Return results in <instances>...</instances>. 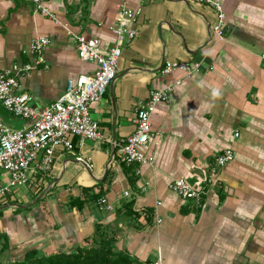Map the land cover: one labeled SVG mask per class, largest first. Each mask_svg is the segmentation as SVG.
<instances>
[{
  "label": "crops",
  "instance_id": "0c3cea01",
  "mask_svg": "<svg viewBox=\"0 0 264 264\" xmlns=\"http://www.w3.org/2000/svg\"><path fill=\"white\" fill-rule=\"evenodd\" d=\"M216 1L226 14L222 39L212 35L215 14L209 4L126 0L141 9L133 23L137 34L122 46L102 98L89 105L102 137L81 144L73 138V149L56 150L45 185L58 180L40 204L0 210V230L10 243L7 259L31 248L47 255L70 251L90 242L99 228L115 237L132 264H150L159 255L165 264H264V0ZM41 2L55 18L32 0H0V69L32 62L31 39L50 38L44 61L19 76L18 90L31 94L39 108L64 92L69 79L95 70L94 62L78 57L74 35L98 37L103 48L112 45L121 0ZM166 59L201 61V67L189 79L180 71L162 74ZM180 78L151 117L147 149L153 163L125 164L118 147L135 129L136 107L150 90ZM0 118L13 128L27 125L1 103ZM225 149L233 151V159L217 169L213 184L204 183ZM173 178L205 187L199 210L169 189ZM33 193L25 186L0 195V201L26 203ZM93 193L99 196L74 205V199ZM100 196L113 210L98 206Z\"/></svg>",
  "mask_w": 264,
  "mask_h": 264
},
{
  "label": "built area",
  "instance_id": "2783aa9c",
  "mask_svg": "<svg viewBox=\"0 0 264 264\" xmlns=\"http://www.w3.org/2000/svg\"><path fill=\"white\" fill-rule=\"evenodd\" d=\"M32 1L40 12L55 18L41 0ZM196 1L212 7L215 19L211 25V32L216 39H222L226 28V14L220 2ZM140 13V8H131L126 0H121L113 26L115 40L107 48L101 46L98 37L74 35L78 57L84 61L94 62L96 68L90 74H80L75 80L69 79L64 92L43 108L34 106L32 95L19 91L18 88L19 76L28 73L44 61L42 52L50 43L48 36L36 35L31 39L29 51L34 55L32 62L20 67L0 69V103L13 116L27 121L26 126L13 128L0 118V195L7 196L25 186L35 190L40 184L45 183V177L52 170L56 150L73 149V138H77L78 144H81L85 140H97L102 137L100 125L91 116L89 105L102 98L107 86L115 77L122 46L131 42L137 34L133 23ZM64 26L66 27L65 24ZM200 67L201 61L166 59L161 73L171 74L180 71L183 74L182 78L189 79L199 72ZM182 78L161 89L150 90L147 100L140 102L136 107L132 118L135 129L118 147L121 160L125 164L153 163L154 153L147 149L153 137L152 114L159 103L169 101L174 86L180 84ZM235 135L237 136L238 132ZM233 157L231 149L218 153L208 168L204 183L213 184L217 169L231 161ZM168 187L182 200L193 201L196 210L203 206L206 191L204 186L195 187L184 178H173L169 181ZM124 195L128 196L129 191H124ZM97 204L105 210H113L106 196H100ZM150 264L165 263L159 255Z\"/></svg>",
  "mask_w": 264,
  "mask_h": 264
},
{
  "label": "trees",
  "instance_id": "16d2710c",
  "mask_svg": "<svg viewBox=\"0 0 264 264\" xmlns=\"http://www.w3.org/2000/svg\"><path fill=\"white\" fill-rule=\"evenodd\" d=\"M50 182V181H49ZM45 183L40 184L33 193L32 200L43 189ZM84 191L88 189L83 188ZM49 192V191H48ZM47 192V193H48ZM46 195V194H45ZM45 195L38 200L40 203ZM98 193L86 196L84 199H74V205L84 204L87 199H96ZM16 202L9 197L0 201V204ZM20 211L21 209H17ZM2 211H0V215ZM115 237L107 235L98 229L95 230L92 240L86 244L77 245L70 251H57L52 254H43L36 248L25 250L19 257L7 259L6 264H132L133 258L117 249ZM10 249L7 234L0 230V257Z\"/></svg>",
  "mask_w": 264,
  "mask_h": 264
},
{
  "label": "water",
  "instance_id": "95a60500",
  "mask_svg": "<svg viewBox=\"0 0 264 264\" xmlns=\"http://www.w3.org/2000/svg\"><path fill=\"white\" fill-rule=\"evenodd\" d=\"M210 37L208 38V41L210 40ZM183 44H184V46H186L185 43H183ZM112 153H113V151H112ZM57 180H58V177L56 176L53 180L48 182V184H46L43 187V189L36 195V197L33 200L26 202V203L8 202V203L0 205V210L4 209V208H8V207H14V208H19V209H27L29 207H32L33 205H35L38 202V200L40 198H42L49 191V189L52 187V185Z\"/></svg>",
  "mask_w": 264,
  "mask_h": 264
},
{
  "label": "rangeland",
  "instance_id": "374dc122",
  "mask_svg": "<svg viewBox=\"0 0 264 264\" xmlns=\"http://www.w3.org/2000/svg\"><path fill=\"white\" fill-rule=\"evenodd\" d=\"M20 194V192L18 193V195ZM40 204V203H39ZM18 209V208H17ZM24 210V209H22ZM2 257V258H1ZM0 257V264H6L7 262V258H6V254H3L2 256Z\"/></svg>",
  "mask_w": 264,
  "mask_h": 264
}]
</instances>
